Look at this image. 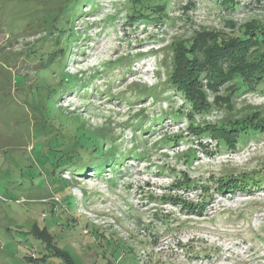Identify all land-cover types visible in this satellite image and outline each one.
Returning a JSON list of instances; mask_svg holds the SVG:
<instances>
[{
  "label": "rangeland",
  "instance_id": "374dc122",
  "mask_svg": "<svg viewBox=\"0 0 264 264\" xmlns=\"http://www.w3.org/2000/svg\"><path fill=\"white\" fill-rule=\"evenodd\" d=\"M166 3L141 20L133 0H0V264H264V91L202 77L197 112L170 86L182 42L264 26V0ZM73 135L127 155L58 174Z\"/></svg>",
  "mask_w": 264,
  "mask_h": 264
},
{
  "label": "trees",
  "instance_id": "16d2710c",
  "mask_svg": "<svg viewBox=\"0 0 264 264\" xmlns=\"http://www.w3.org/2000/svg\"><path fill=\"white\" fill-rule=\"evenodd\" d=\"M133 3L134 5L129 7V16L132 15L141 20H151L166 15L164 8L167 5L166 0H133ZM56 29L63 31V28L56 27ZM62 34H59L54 40L55 44H48L45 52L46 55L51 54L48 59L50 61L54 55L58 56L55 57V63L50 66H55L54 68L60 69L61 72L62 64H65L67 59L66 49H68L63 47L56 49L57 45L62 42H66V46H68L67 41H63ZM54 68L50 67V70L52 71ZM43 70L47 73V69ZM64 76L60 75L61 82L56 85V89L61 85L77 88L75 79ZM202 77L230 81V90L233 89L231 91L233 96L250 91L256 86L264 91V26L250 25L248 29L242 28L227 40L216 38L214 42L204 43L203 46L195 42H182L175 52V68L170 76V86L180 89L181 93L186 95L187 100H191L197 112L209 111L211 108L205 99L206 92L202 89ZM56 89L54 88L53 92L59 98L61 90L55 92ZM247 120L249 119L240 122L239 127L236 128L239 134L240 126L247 124ZM233 124H237V122H233ZM255 125L260 127V123L247 126H251L255 128L253 131H257ZM195 128L198 129L199 126ZM226 129L217 138L224 140L226 146L233 147L230 137L236 134H232L229 127ZM206 132L213 133L214 131L206 130L202 134H208ZM233 137L238 138V136ZM105 141H107L106 138L99 137L98 142L92 143L87 142L86 139L78 138V135L71 136L65 151L56 161V172L59 174L61 170L68 169L70 172L82 176L87 174V170L93 169L100 172L107 167L114 169L127 154H118L115 143L110 142L104 145Z\"/></svg>",
  "mask_w": 264,
  "mask_h": 264
},
{
  "label": "bare ground",
  "instance_id": "6f19581e",
  "mask_svg": "<svg viewBox=\"0 0 264 264\" xmlns=\"http://www.w3.org/2000/svg\"><path fill=\"white\" fill-rule=\"evenodd\" d=\"M199 211H200V210H199ZM199 211H198V212H199ZM200 212H203V211H200Z\"/></svg>",
  "mask_w": 264,
  "mask_h": 264
}]
</instances>
